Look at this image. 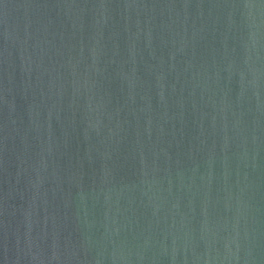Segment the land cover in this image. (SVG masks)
<instances>
[{
    "label": "water",
    "instance_id": "95a60500",
    "mask_svg": "<svg viewBox=\"0 0 264 264\" xmlns=\"http://www.w3.org/2000/svg\"><path fill=\"white\" fill-rule=\"evenodd\" d=\"M0 264H264V0H0Z\"/></svg>",
    "mask_w": 264,
    "mask_h": 264
}]
</instances>
